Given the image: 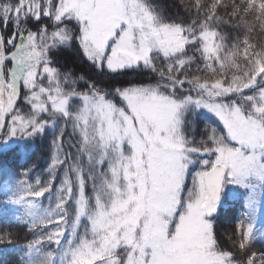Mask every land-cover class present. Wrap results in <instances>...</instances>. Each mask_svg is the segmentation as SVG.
Here are the masks:
<instances>
[{
  "label": "snow or ice",
  "instance_id": "obj_1",
  "mask_svg": "<svg viewBox=\"0 0 264 264\" xmlns=\"http://www.w3.org/2000/svg\"><path fill=\"white\" fill-rule=\"evenodd\" d=\"M175 7L0 0V146L47 147L0 166L11 264H264V0Z\"/></svg>",
  "mask_w": 264,
  "mask_h": 264
},
{
  "label": "trees",
  "instance_id": "obj_2",
  "mask_svg": "<svg viewBox=\"0 0 264 264\" xmlns=\"http://www.w3.org/2000/svg\"><path fill=\"white\" fill-rule=\"evenodd\" d=\"M166 4L169 5V12H180L183 14L182 8H176V4H187L191 0H164ZM225 31L229 29L224 28ZM68 63L71 68L79 73L92 74L93 69L88 65L84 60H81L74 56L73 54H67ZM107 79V77H105ZM120 80H133L135 77L133 75H128L125 77H119ZM47 150L46 144L41 147L40 143L37 142L25 149L17 147L15 149H4L3 146H0V166L9 167L14 169L16 172H22L25 167L30 166L33 163H46V157L43 156V153ZM2 186H0V230L8 227L10 230L16 232L19 231V236L14 240L13 245H0V259L5 261L14 262L19 253L14 249V244L16 243H26L29 239L32 238L30 232H25L18 230L14 224L10 223L13 216L19 214L22 210L18 209L16 206L5 205L3 203L2 195ZM46 206V202H45ZM243 199L238 198L231 202V204H225L224 213L221 216V233L231 234L235 231L237 221L243 213ZM260 230H264V226L259 227ZM230 246V245H226ZM255 250H264V239H258L254 245ZM233 251L238 252V248H233ZM243 257H241L242 259Z\"/></svg>",
  "mask_w": 264,
  "mask_h": 264
},
{
  "label": "rangeland",
  "instance_id": "obj_3",
  "mask_svg": "<svg viewBox=\"0 0 264 264\" xmlns=\"http://www.w3.org/2000/svg\"><path fill=\"white\" fill-rule=\"evenodd\" d=\"M237 191H240V190L237 189ZM238 198H240V199L242 198V199H243V204L246 202V201H245V198H244L243 195L239 196ZM238 198H237V199H238ZM237 199H235V200H237ZM232 201H234V200H229V201L226 203V205H227V204H231ZM260 226H264V211H262L261 213H259L258 216H257V229H258V230H260V229H259Z\"/></svg>",
  "mask_w": 264,
  "mask_h": 264
}]
</instances>
